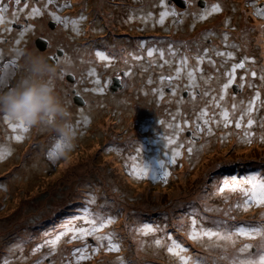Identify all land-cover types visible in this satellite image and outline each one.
Returning a JSON list of instances; mask_svg holds the SVG:
<instances>
[{"label":"rangeland","instance_id":"1","mask_svg":"<svg viewBox=\"0 0 264 264\" xmlns=\"http://www.w3.org/2000/svg\"><path fill=\"white\" fill-rule=\"evenodd\" d=\"M59 1L66 7L61 14ZM76 1L40 0L0 12V91L24 75L26 54L61 50L57 62L66 68L55 88L72 112V152L88 151L91 160L84 170L68 168L63 163L70 154L57 160L48 151L51 130L13 128L17 123L0 114V264H183L167 251L174 245L187 249L180 255L191 258L188 264L255 258L264 236H241L236 229L264 225V205L244 204L252 187L247 181L264 182V14H258L264 0ZM110 2L134 4L128 24L108 14V27H101L91 17L112 12ZM217 4L221 10L213 12ZM92 26L94 35L87 32ZM38 38L47 41L44 50L34 46ZM114 38L131 45L114 49L108 42ZM111 50L129 60L122 63L124 56ZM91 53L93 61L86 58ZM152 66L132 83L133 68ZM114 80L126 85L110 92ZM76 92L83 104L74 102ZM94 102L103 113L99 128L87 111ZM127 109L129 123L120 115ZM220 143L224 156L216 151ZM88 164L80 160L83 168ZM94 184L103 193L99 213ZM205 231L232 235L219 239ZM109 244L117 250L108 251ZM244 244L254 246L251 253L239 252ZM133 252L142 255L138 262Z\"/></svg>","mask_w":264,"mask_h":264},{"label":"clouds","instance_id":"2","mask_svg":"<svg viewBox=\"0 0 264 264\" xmlns=\"http://www.w3.org/2000/svg\"><path fill=\"white\" fill-rule=\"evenodd\" d=\"M65 68V62L53 64L45 56L28 53L24 75L12 87L0 91V114L10 122H23L29 128H43L55 134L48 151L57 160L67 158L77 140L70 105L55 88Z\"/></svg>","mask_w":264,"mask_h":264},{"label":"snow or ice","instance_id":"3","mask_svg":"<svg viewBox=\"0 0 264 264\" xmlns=\"http://www.w3.org/2000/svg\"><path fill=\"white\" fill-rule=\"evenodd\" d=\"M16 3L19 4L20 0H16ZM49 3H51V0H49ZM220 10L221 9H220V6L218 4L214 5L212 7L213 12H219ZM2 11H3V9H0V12H2ZM32 11L35 14L38 12V9L34 8ZM258 14H264V12H260ZM53 15L57 20H60V17L55 16V14H53ZM164 15H166V14L165 13L161 14V21L163 20ZM80 19L82 20V19H84V17L81 16ZM3 22H4V17H3V15H0V23H3ZM63 22L67 23L66 20ZM225 38H227V37H225ZM97 55H99V53ZM149 55H151V52H149ZM236 67L243 68L244 64H242V63L237 64ZM252 75H256V73L253 72ZM189 76H191V73H189ZM226 87H227V85H225V88ZM225 115H227V114L225 113ZM4 119L9 121L6 116H4ZM251 123H252V121L249 120L248 124L251 125ZM11 126L13 128L20 127L22 129H24L25 131L28 130L27 126L23 122H19L17 124H13ZM236 127H238V128L240 127L239 123H237ZM21 138L22 137L19 135L16 136L17 140H20ZM188 151L191 152L192 149L189 148ZM0 158H2V157H0ZM165 175H167V173H165ZM235 179L236 178H233V181H235ZM247 183L252 184V187L250 189L245 190V195H249V193H250L249 199L244 201L245 206H247L248 204H250L253 201L257 204L264 205V182L257 183L254 180H249V181H247ZM220 191L223 192L224 189L221 188ZM239 206L240 205H237V207H239ZM236 232L239 233V235H241V236H248V237H254L256 235L264 236V225L257 226V227H251V228L240 227V228L236 229ZM203 235L208 236V237L214 236V237H217L219 239H230L232 233H229L227 235H222L219 232L205 231V232H203ZM197 236H198V233L193 232L192 234H190L189 238L195 240V239H197ZM57 239H59V237H57ZM106 239H108L110 241L112 238L109 236V237H106ZM157 243H159V241H157ZM253 247L254 246L252 244H244L243 247H241L239 249V252L243 253V252L247 251V252L251 253V250ZM117 248H118V246L116 244H109L108 245V251L117 250ZM77 251H80V250L77 249ZM167 251L169 253H174L175 255H177L180 258V260L183 261V264H188V260L191 259L190 257L180 255L181 253L187 251L186 248H184L180 245H174L173 247H169L167 249ZM80 258L83 259L84 257H80ZM223 258L224 257H222V259ZM121 264H123V261H121ZM197 264H199L198 261H197ZM233 264H235V261L233 262ZM241 264H264V243H261L260 251L258 252V254L255 258H250L246 261H242Z\"/></svg>","mask_w":264,"mask_h":264},{"label":"bare ground","instance_id":"4","mask_svg":"<svg viewBox=\"0 0 264 264\" xmlns=\"http://www.w3.org/2000/svg\"><path fill=\"white\" fill-rule=\"evenodd\" d=\"M99 3H101V1H99ZM186 3H187V0H186ZM82 5V2H81V0H78V1H76V3H75V5ZM90 15H91V17L92 18H96V22L98 23V24H101V27H108L107 26V19H108V11H107V9L106 10H104L103 12H100V15L98 14V13H92V12H90ZM97 18H101V22H99L98 20H97ZM91 22H94V21H91ZM96 29H97V27H95V26H92V27H87V32H90L91 33V35H94L95 34V31H96ZM148 30H151V29H148ZM94 39H96V38H94ZM130 41H133L134 42V44H136L137 42L136 41H134V40H130ZM108 42H111L112 44H114L115 45V47H114V49H126V48H128V46H130L131 44H129V43H127L128 42V40H124V39H119L118 41H117V39H113V40H110V41H108ZM108 50L111 48V47H109L108 46V43L107 42H104V44H103ZM90 51V50H89ZM117 51H121V50H117ZM91 52V51H90ZM123 53H124V51H123ZM88 60H90V61H93L94 60V56H93V54L91 53L88 57H86ZM151 65H154L155 66V64H154V60H152L151 61ZM154 66H152L151 68H148V71L146 70V68H144V67H142V68H137V69H135V70H133V74H132V76H131V80H132V83H135V81H134V75H137V77H144L145 76V73L147 72V73H149L150 71H153V67ZM150 88L152 87V85H150L149 86ZM130 91H132V89L130 90ZM86 95L87 96H89L88 95V93H86ZM168 98L169 99H177L176 98V96L175 95H169L168 96ZM133 100V99H132ZM185 102L186 103H188L189 102V100H185ZM98 104V103H97ZM98 108H100V107H98L97 105H96V103L94 102L92 105H90V106H88L87 107V111L88 112H91L92 114H93V116L94 117H97L96 119H94L93 120V123H95V127L96 128H99V124H100V122H101V120H100V118H102L103 117V113H100L99 114V112H100V110H101V108H100V110L98 109ZM71 112V111H70ZM125 112H126V115H124L125 114ZM131 113H132V110H131ZM130 113V110H124L122 113H120V115L122 116L123 115V118H125V120L129 123V119H130V117H132L133 115ZM71 114H72V112H71ZM102 121H103V118H102ZM104 122V121H103ZM111 135H113V134H111ZM81 143V142H80ZM95 145V142L93 141L92 142V146H94ZM81 147H85V146H81ZM221 148V149H220ZM226 148L225 147H222V144L220 143V145H218V148L216 147V151L217 152H220V154H221V156H224V155H226V150H225ZM79 150V149H78ZM160 152H162V150L160 151ZM208 156V155H207ZM207 156H203V158H206L207 159ZM85 159H88V161H89V164L88 165H86V167L85 168H83V166L84 165H80V160H85ZM182 160H184V159H182ZM90 163H91V160H90V158H89V152L88 151H85V150H83V149H81L80 151H79V153H70V155H69V157L66 159V161L63 163V165H67L68 166V168H70V167H75L76 169H80V170H84V169H86V168H88L89 167V165H90ZM199 162L197 161V163H196V165L198 164ZM64 170V169H63ZM101 172H103V171H101ZM60 173V172H59ZM101 184L100 183H98V186L97 187H99ZM94 188H93V192H96V193H94V200H95V202L97 203V206H96V212H97V209H100V208H102L101 207V202L102 201H100L99 202V200L101 199V197H102V192L101 193H98L97 192V190H99L97 187H96V184H94ZM131 189H133V190H135L134 188H131ZM106 195H108L107 193H105ZM204 204H205V202H203ZM202 205V203L200 202L199 203V206H201ZM24 207H26V205H24ZM203 207H206L205 205H203ZM202 207V208H203ZM208 208V207H207ZM106 209V208H105ZM205 209V208H204ZM97 213H99V212H97ZM116 230V229H115ZM28 232V231H27ZM132 239V238H131ZM2 246H0V248H1ZM134 250V248H132V251ZM63 253H64V251H62L60 248H59V251H58V256H61V255H63ZM133 254H134V259L138 262L139 261V258H140V256H142L141 254H139V253H136V252H133ZM145 256V255H144ZM125 258L127 259V255L125 256ZM132 261V259L131 260H127V262H131Z\"/></svg>","mask_w":264,"mask_h":264},{"label":"flooded vegetation","instance_id":"5","mask_svg":"<svg viewBox=\"0 0 264 264\" xmlns=\"http://www.w3.org/2000/svg\"><path fill=\"white\" fill-rule=\"evenodd\" d=\"M40 2V0H20V3L19 4H17L16 3V0H0V9H3V10H5L6 11V13L9 11V8L10 9H12V8H15L16 6H20V7H23V6H29V5H33V3H37V2ZM41 1H45L46 3H49V0H41ZM54 1L56 2L57 0H51V3L53 4L54 3ZM57 3V2H56ZM112 5H110L111 6V8H112V12H110V13H108V14H110V16L111 17H114V18H116V20H118V22H120V23H122V24H128L127 22L129 21V19L128 18H125V15H126V12H131V7L134 5L133 3H130V4H122V3H118L117 4V6L114 4V3H112V2H110ZM3 4H6V6H3ZM12 4H14V7H12L13 5ZM57 5H58V7H56V8H58V9H60V14H61V12L66 8L65 7V5H63L62 3H61V1H59L58 3H57ZM123 5V6H122ZM125 5V6H124ZM3 6V7H2ZM35 6H38V5H34V7ZM61 6H62V10H61ZM33 7V8H34ZM13 10V9H12ZM108 11V10H107ZM43 14H41L39 17H42L43 18ZM59 17H60V15H59ZM131 21H133V20H135L134 19V17L133 16H131ZM44 20V19H43ZM24 21L25 22H27V19H24ZM40 22V21H39ZM49 23H51L52 24V26H54L55 24H56V22H49ZM40 24H41V22H40ZM133 25V24H132ZM133 26H135V25H133ZM15 27V29H13V30H17V27L16 26H14ZM22 27V26H21ZM24 27H28V24H25L24 25ZM24 27H22V28H24ZM21 28V29H22ZM9 30V29H8ZM122 30H125L126 32H129V30L128 29H122ZM10 31V30H9ZM131 31H137V30H135V28L133 27L132 29H131ZM11 32V31H10ZM125 32V33H126ZM14 34H16V33H13V35ZM13 35H11V36H13ZM117 35H119V36H122L123 35V33H120V34H117ZM135 34H133V36H134ZM110 36V35H109ZM138 36H140V35H138ZM153 36H158V34H156V32L155 33H153ZM162 36H164V35H162ZM113 51H115V52H118V53H120V54H122L123 56H124V59H120L121 60V62L123 63V62H125V61H127V60H129L128 59V56L129 55H126L125 53H123L122 51H117V50H111V52H113ZM51 57H52V59L55 61V63L57 62V60L59 59V57H58V55L56 54V52L54 53V54H52L51 55ZM114 58V57H113ZM135 69H137V68H133L132 70H135ZM124 71H129V69H124ZM66 75V74H65ZM116 77V76H115ZM115 77L113 78L112 77V79H115ZM66 78V77H65ZM75 79V78H74ZM67 80V79H66ZM115 81V80H114ZM121 82V83H120ZM126 84H125V82H123V81H115L114 82V87L115 88H123V86H125ZM108 87L110 88L109 90H110V92H112V90H111V86L110 85H108ZM109 92V91H108ZM109 92V93H110ZM77 93V92H76ZM79 94V93H78ZM111 94V93H110ZM83 97V96H82Z\"/></svg>","mask_w":264,"mask_h":264},{"label":"water","instance_id":"6","mask_svg":"<svg viewBox=\"0 0 264 264\" xmlns=\"http://www.w3.org/2000/svg\"><path fill=\"white\" fill-rule=\"evenodd\" d=\"M50 25H51V23H49V26ZM34 44H35L36 48L39 49V50H44L47 47V41L45 39H43V38H38L35 41ZM61 53H62L61 50H58L57 51V54L58 55H60ZM46 58L48 59L49 63H53L54 64V60L52 59L51 56H47ZM66 79L68 81H71V82L74 80L73 76L70 75V74L66 75ZM114 89H115V87L112 86L111 87V90H114ZM74 102H76L78 104H83L84 103L82 97L78 93H76L74 95Z\"/></svg>","mask_w":264,"mask_h":264}]
</instances>
